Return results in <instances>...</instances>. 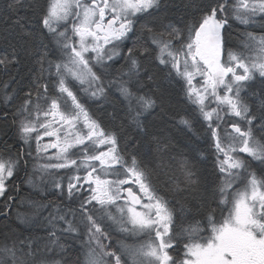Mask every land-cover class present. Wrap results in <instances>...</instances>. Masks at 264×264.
<instances>
[{
	"label": "snow or ice",
	"instance_id": "1",
	"mask_svg": "<svg viewBox=\"0 0 264 264\" xmlns=\"http://www.w3.org/2000/svg\"><path fill=\"white\" fill-rule=\"evenodd\" d=\"M0 4V264H264V0Z\"/></svg>",
	"mask_w": 264,
	"mask_h": 264
},
{
	"label": "trees",
	"instance_id": "2",
	"mask_svg": "<svg viewBox=\"0 0 264 264\" xmlns=\"http://www.w3.org/2000/svg\"><path fill=\"white\" fill-rule=\"evenodd\" d=\"M177 3H179V0H177ZM3 5L0 4V8H2ZM174 19H179V16H175ZM238 31V29L233 28L232 27V32H233V36H235V32ZM232 46H235V41L234 44ZM122 63V61L120 62ZM116 67H119V64L116 65ZM28 69L29 66L25 65V64H21L19 70L22 76L25 77V81H27V79L29 78L27 73H28ZM6 77H4L2 74H0V79H5ZM103 102H97V103H93L91 101H89L87 103V106L89 108L90 111L94 112L97 116H103L105 119H107V113H111L113 112V107L109 106V105H104L103 106V110L101 111L100 105ZM173 104H174V108L175 110H181L184 108H187L188 105L186 104V102L183 100V95L182 93H174V97H173ZM159 112V109H156L155 112L153 113L152 116H149L148 119L150 121H152V123L155 125V127L157 129L164 127L165 131L167 132V134H169L172 138L174 143L179 145V149L177 151V153H174L176 155H178L179 157V152H183L184 156L192 163H194L196 165V169L201 172V173H207L210 174L212 171V159L209 157L207 160H202L199 155L191 150V141H190V137H192V133L187 132L186 129H184L182 126H178V125H173L172 123H167L166 125H162L161 122L157 119H154L156 113ZM123 115V112H118L117 113V123H120L119 117ZM198 130L202 131V129ZM4 131L7 132V135H3L2 133H0V141L3 140H8L9 143H12V137L14 135V129H5ZM198 146L203 149L206 147V144L203 142V137L200 138L199 142H198ZM158 159H156L155 157L152 160V163H158ZM28 171L31 172V163H29L28 166ZM177 176H179V172H177ZM25 172L23 170L20 171L19 175L15 178V183L17 184H21V182L25 179ZM163 179V178H162ZM159 185L158 181H155ZM20 197H28V196H33L32 190L29 188V186H27L26 184H22L21 185V189L19 192ZM34 198H38V197H34ZM50 199H55V197H49ZM179 199V198H177ZM2 203V202H1ZM175 207L177 208V218H176V230L179 231L180 227L182 226H186L187 223L189 221H191L192 219V215H190L189 213L185 212L183 214V216H181V214L179 213V204H176ZM21 211H23L24 209L21 208ZM198 218V217H197ZM120 238V236H114L113 237V241L112 243H115L116 240ZM130 243H134L135 241L133 239H128L127 240ZM74 249L69 252V256L71 257L69 264H77V257L81 255L80 249H79V242H77L74 245Z\"/></svg>",
	"mask_w": 264,
	"mask_h": 264
},
{
	"label": "flooded vegetation",
	"instance_id": "3",
	"mask_svg": "<svg viewBox=\"0 0 264 264\" xmlns=\"http://www.w3.org/2000/svg\"><path fill=\"white\" fill-rule=\"evenodd\" d=\"M232 27L233 28H236V29H238L239 31H243L244 29H243V27L242 26H240L239 24H237V23H233L232 24ZM249 31H256L257 29H248ZM86 106H87V104H86ZM88 107V106H87ZM254 167H255V165H254ZM2 202V200H0V203ZM180 251L182 252V244H181V249H180ZM175 254V253H174Z\"/></svg>",
	"mask_w": 264,
	"mask_h": 264
},
{
	"label": "rangeland",
	"instance_id": "4",
	"mask_svg": "<svg viewBox=\"0 0 264 264\" xmlns=\"http://www.w3.org/2000/svg\"><path fill=\"white\" fill-rule=\"evenodd\" d=\"M118 239H124V238H123V237H120V238H118ZM118 239H117V240H118ZM126 242L129 243V244H132V243H130V242H128V241H126ZM81 255H82V254H81ZM81 255H80V256H81Z\"/></svg>",
	"mask_w": 264,
	"mask_h": 264
}]
</instances>
